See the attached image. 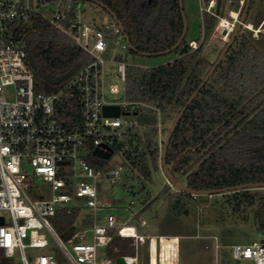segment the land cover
<instances>
[{"label":"built area","instance_id":"2783aa9c","mask_svg":"<svg viewBox=\"0 0 264 264\" xmlns=\"http://www.w3.org/2000/svg\"><path fill=\"white\" fill-rule=\"evenodd\" d=\"M245 3L239 0L238 7L229 11V18L217 12L218 0H207L201 12L219 18L215 32L228 40ZM50 4L55 11L47 17L44 12ZM36 14L45 15L93 57L91 63L50 94L35 91L34 74L27 65L22 30ZM197 43L192 41L190 46L197 49ZM111 45L130 50L122 28L110 15L94 23L87 20L83 1L0 0V264H13L17 258L18 264H60L52 255H40L33 261L27 256V249L48 248L49 237L68 264H114L113 258L100 260L99 248L109 247L117 236L133 238L137 250L140 242H148L150 264L153 250L157 253L160 249L159 237L140 235L134 225L123 223L113 214H97L112 209L113 203L99 198L91 180L106 177L116 183L125 170L119 163L99 169L91 161L110 160L115 146L136 123L132 113H123L131 112L130 106L138 104L105 100L103 54ZM114 62H118L125 83L127 64L123 56ZM111 92L118 93V86L113 85ZM105 105L120 106L122 114L104 116ZM97 149L112 150V154L104 159L95 154ZM64 167L71 170L66 173ZM36 180L51 188L46 198L33 200L27 193ZM63 188L71 193H60ZM60 209H92L91 225L64 242L49 219ZM127 229L134 232L125 233ZM88 231L92 242H87ZM231 249L235 260L264 264V239L251 245L234 244ZM124 258L128 264H139L138 254Z\"/></svg>","mask_w":264,"mask_h":264},{"label":"trees","instance_id":"16d2710c","mask_svg":"<svg viewBox=\"0 0 264 264\" xmlns=\"http://www.w3.org/2000/svg\"><path fill=\"white\" fill-rule=\"evenodd\" d=\"M100 1L116 13L132 45L139 51L170 49L183 32L179 0H164L162 24L154 29L142 24L141 0ZM230 5L237 8L239 0H232ZM103 12L109 15L105 9ZM252 12L255 19L245 24L259 29L264 20V0H252L247 19ZM202 21L204 37L198 41L197 49L190 46L192 41H186L188 28L186 38L172 52L176 54L175 60L149 69L128 67L125 91L131 102L154 107L174 122L213 65L202 55L203 43L214 33L219 18L204 13ZM22 35L37 93L56 92L93 60L43 14H36L23 26ZM129 52L134 53L131 49ZM163 144L164 139L159 140L158 134L144 140L131 128L114 148V154L122 155L128 182L138 181L139 193L151 182L152 169L160 168ZM91 163L99 169L109 165L104 160ZM167 164L178 180V176L185 177L187 186L197 190L264 182V33L254 37L249 28L241 29L219 67L180 120L168 147ZM249 191L230 194L234 202L251 206L254 196ZM81 213V210H58L53 217L57 234L64 232V225H76ZM84 225H91L90 215L83 220ZM109 247L114 259L137 254L133 238L117 236Z\"/></svg>","mask_w":264,"mask_h":264},{"label":"rangeland","instance_id":"374dc122","mask_svg":"<svg viewBox=\"0 0 264 264\" xmlns=\"http://www.w3.org/2000/svg\"><path fill=\"white\" fill-rule=\"evenodd\" d=\"M219 2L217 12L219 10L221 17L229 18V11L233 9L230 5L232 0H218V4ZM184 3L189 26L186 41L201 42L204 37L201 7H206V0H184ZM54 11L55 6L50 4L44 14L50 17ZM85 13L87 20L91 23L101 21L105 16H108L100 6L89 1L85 2ZM253 19H255V15L252 12L246 21ZM250 25L249 29L253 31L254 37H259L260 32L264 33V20L259 29H254L253 25ZM226 42L227 40H224L214 31L212 36L204 41L202 55L214 63ZM197 44L199 47L200 43ZM120 56H123L127 69L130 66L146 69L154 68L176 59L175 53L146 57L123 51L120 47L111 45L108 52L103 54L105 60L104 93L107 102L132 101L126 96V86L120 78L118 62H114ZM113 85L118 86V93L111 92ZM130 109L136 122L132 128L133 132L139 133L144 140L158 134L159 140L164 139L165 141L173 121L167 119L166 116L163 117L154 107H151L149 111H145L142 109V105L138 103L131 105ZM134 113L137 114L134 115ZM109 163L111 166L115 163L123 164L122 155L115 153L110 158ZM159 164L160 168L158 170L152 169V180L147 183V189L142 193L138 191L137 180L131 184L128 182L126 171L123 172L121 179L116 183H111L106 177H98L95 181L91 180L95 182L99 198L113 203L112 209L100 210L97 214L99 216L113 214L123 223L136 226L138 232L144 235L158 237L161 234H179L181 236L180 249L178 248V238L160 237V249L157 251V256L155 255L156 264H178V250L180 264H252L249 261L235 260L231 245H251L254 242L260 243L262 241L258 236V217L255 212V201L251 206H247L246 203L238 204L233 201V195L230 193L215 196H186V192L175 186H170L162 191L167 178L161 168V158ZM70 170V167H64L66 173ZM178 178L187 185L185 177L178 176ZM128 183L130 186H128ZM50 192L51 188L44 185L40 180H36L34 187L27 189V193L33 200L46 198ZM59 192L71 193V190L63 188ZM249 192L253 196L257 192L264 195V189H251ZM92 214V209H85L80 214L76 225L73 227L64 225V232L60 234L61 239L67 242L75 233L88 229L89 226H83V220ZM49 219L53 225V217ZM142 221L145 224H142ZM215 236L221 246L218 251L214 247ZM49 239L51 245L48 248L27 249L26 253L29 260L33 261L35 257L40 255H52L60 264H68L60 248L53 242L51 237ZM86 239L87 242H92L90 231L87 232ZM205 243H208V249L205 248ZM136 251L139 264H150L148 242L140 243ZM105 257L112 258L110 247L99 248L100 260ZM114 260V264H117L116 259ZM19 262V258H17L13 264Z\"/></svg>","mask_w":264,"mask_h":264},{"label":"water","instance_id":"95a60500","mask_svg":"<svg viewBox=\"0 0 264 264\" xmlns=\"http://www.w3.org/2000/svg\"><path fill=\"white\" fill-rule=\"evenodd\" d=\"M79 1H89V2H93L95 4H97L98 6H100L101 8L105 9L108 14L120 25V27L122 28L124 34H125V38L130 46V49L132 52L141 55V56H146V57H152V56H162V55H167L172 53L173 51H175L180 44L184 41V39L186 38L187 32H188V21H187V17H186V12L184 10V0H179V6L181 9V14H182V18H183V32L180 36V38L178 39V41L175 43V45H173L170 49L164 50V51H159V52H142L139 51L138 49H136L128 35L125 32V28L122 24V22L119 20L118 16L116 15V13L114 11H112L106 4H104L102 1L100 0H79ZM252 0H246L241 18L239 23L237 24L235 30L233 31V33L231 34L230 38L227 40L226 45L224 46V48L221 50L217 60L213 63L212 67L210 68V70L208 71V73L206 74V76L204 77V79L202 80V82L200 83V85L198 86V88L195 90V92L191 95V97L189 98V100L186 102V104L183 106V108L181 109V111L179 112V114L177 115L176 119L174 120L171 129L169 130V133L164 141L163 147H162V152H161V168L167 178L166 184L164 186V189L162 191H164L165 189L169 188L170 186H175L176 188H178L179 190L186 192L188 194H191L193 196H202V195H210V196H215V195H219V194H224V193H230V192H237V191H243V190H251V189H255V188H264V182H256V183H246V184H241V185H236V186H230V187H224V188H219V189H209V190H197V189H193L188 187L187 185H185L183 182H181L180 180H178L170 171V168L167 164V152H168V147L170 145V141L176 131V128L180 122V120L182 119L183 115L185 114V112L187 111L188 107L191 105V103L195 100V98L197 97V95L200 93V91L204 88V86L206 85V83L209 81V79L212 77V75L214 74V72L216 71V69L219 67V65L221 64V62L223 61V59L225 58L227 52L229 51L230 47L232 46V44L234 43L236 37L238 36L239 32L241 31V29L245 24V21L247 19L248 16V12L251 6ZM220 5V2L218 4V7ZM219 12V10H218ZM224 35H226V32L223 33ZM142 109L145 111H149L151 110V107L148 105H142ZM103 114L106 117H119L122 113H121V109L120 106L118 105H105L103 108ZM124 115H130L131 112H124ZM137 113H134V115H136ZM166 115H164L165 117ZM95 154L104 158V159H108L111 154H112V150L110 151H102L97 149L95 151ZM3 220H1L2 222ZM116 263L117 264H128L126 262V259L124 257H118L116 258Z\"/></svg>","mask_w":264,"mask_h":264},{"label":"flooded vegetation","instance_id":"af4514ba","mask_svg":"<svg viewBox=\"0 0 264 264\" xmlns=\"http://www.w3.org/2000/svg\"><path fill=\"white\" fill-rule=\"evenodd\" d=\"M166 8V2L164 0H141L140 9L142 11V24L147 29H154L162 24L163 15L162 11ZM256 190H263L264 188H255ZM263 194L257 192L254 195V201L256 206L257 224H258V236L264 239V200ZM257 202V203H256Z\"/></svg>","mask_w":264,"mask_h":264},{"label":"crops","instance_id":"0c3cea01","mask_svg":"<svg viewBox=\"0 0 264 264\" xmlns=\"http://www.w3.org/2000/svg\"><path fill=\"white\" fill-rule=\"evenodd\" d=\"M136 227V226H135ZM137 228V227H136ZM138 231V230H137ZM139 233V232H138ZM140 235H144V234H142V233H139ZM144 236H149V235H144ZM162 236H165V237H176V238H178V240H179V249H180V240H181V236L179 235V234H161V235H159L158 237L160 238V237H162ZM157 237V236H156ZM215 238V244H214V247H215V249H216V251H218L219 249H220V244H219V242H218V238L215 236L214 237ZM140 243H143V242H140ZM140 243H139V245H140ZM208 243H205V248H207L208 249ZM232 246V245H231ZM178 264H180V261H179V250H178Z\"/></svg>","mask_w":264,"mask_h":264},{"label":"bare ground","instance_id":"6f19581e","mask_svg":"<svg viewBox=\"0 0 264 264\" xmlns=\"http://www.w3.org/2000/svg\"><path fill=\"white\" fill-rule=\"evenodd\" d=\"M250 25V24H249ZM250 27H251V25H250ZM125 233H133L134 232V230L133 229H127V230H125L124 231ZM157 256V253H156V251L155 250H153V256H152V264H156V256ZM128 263V262H127Z\"/></svg>","mask_w":264,"mask_h":264}]
</instances>
